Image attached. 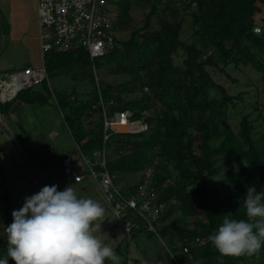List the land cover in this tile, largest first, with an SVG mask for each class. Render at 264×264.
I'll return each instance as SVG.
<instances>
[{
	"label": "trees",
	"instance_id": "obj_1",
	"mask_svg": "<svg viewBox=\"0 0 264 264\" xmlns=\"http://www.w3.org/2000/svg\"><path fill=\"white\" fill-rule=\"evenodd\" d=\"M109 4L118 9L115 46L94 62L83 47L67 52L47 50L48 79L21 91L13 101L43 104L46 91L53 93L75 147L51 158L48 165L63 174L66 158L73 159L77 153L82 162L83 156L96 161L95 152L105 149L107 168L124 194L134 193L145 177L125 188L121 184L128 176L150 169L156 200L164 205L155 230L132 211L126 217H133L141 227L133 230L131 239L143 231L164 240L168 264H264V248L232 256L219 252L208 240L224 214L247 219L243 207L247 187L254 185L258 192L264 187V136L255 138L251 113L242 116L235 132L228 120L229 110L244 101V93L230 95L207 69L225 72L230 65L249 66L264 82V0H110ZM146 5L150 11L138 26L132 10ZM155 16L158 23L153 28ZM187 17L191 33L185 39ZM0 23L2 31L10 34L9 21L0 17ZM257 25L260 33L255 32ZM128 30L130 36L121 39L119 33ZM181 51L184 59L177 64L175 57ZM94 66L122 75L124 80L103 81ZM64 74L73 75L78 84L89 79L91 90L81 93L75 86L55 92L51 76ZM214 89L220 98L212 96ZM9 103L0 102V115L10 116ZM126 111L132 113L133 121L147 124V130L106 131V119L111 121ZM20 146L24 150V142ZM234 165L239 167L238 173ZM96 170L103 169L98 165ZM76 174L87 176L89 171ZM213 177L227 184L226 195L216 201L210 192ZM0 203H5L0 205V222L10 224L7 194L0 195ZM2 230L4 226H0ZM186 247L189 253L184 252ZM179 251L184 257L177 258ZM3 255L6 247L0 249Z\"/></svg>",
	"mask_w": 264,
	"mask_h": 264
},
{
	"label": "rangeland",
	"instance_id": "obj_2",
	"mask_svg": "<svg viewBox=\"0 0 264 264\" xmlns=\"http://www.w3.org/2000/svg\"><path fill=\"white\" fill-rule=\"evenodd\" d=\"M0 5V17L6 15L16 20L14 26L11 27L10 25V34H5L2 31V24L0 23V74L15 73L24 70L28 66L36 68L42 66L45 58L42 44L38 38L37 24L33 21L32 28L28 27L31 19L30 12L23 8L20 0H0ZM149 11V5L144 7L135 6L133 8L132 14L138 26L143 25L145 15ZM111 14L114 21H116L118 9L114 5H111ZM180 17L182 16L180 15ZM157 23L158 17L155 16L153 17V28ZM184 25L186 29L184 37L186 39L191 33L190 19L188 17ZM130 32L131 30L121 32L119 36L121 39H126L130 36ZM25 33H28L26 39ZM183 59L184 54L181 51L175 57V61L179 64L182 63ZM207 69L216 83L225 87L230 95L244 93V101L237 103L235 107H231L229 110L228 120L235 132L239 131L242 116L251 113L254 119L255 138L260 139L264 136V82L262 75L249 66L236 67L230 65L225 72L213 67H207ZM96 74L99 79L109 83H119L124 80L122 75L110 74L105 70H96ZM50 84L55 92L72 89L75 86H78V90L81 93H87L91 90L89 79L85 83L78 84L73 75L67 74L51 76ZM40 89L42 90L43 88L41 87ZM50 93L46 91L48 97L43 104H20V101L13 102V100L9 103L11 107L10 116L0 115V185H3L0 195L7 194L8 196L10 220L12 221V211L22 206L24 198L38 192L42 188V185L33 179V173L25 165L16 150L14 142L18 145L24 142V154L32 167L43 173L47 185L56 184L58 185V190H63L66 186L74 184L79 196L92 197L98 200L105 208L101 230L98 229L95 234L115 249L121 258V264H143L145 260L148 261V264H168L167 249L162 238L156 234L150 235L148 232L141 231L131 239L125 233L121 222L114 215L110 205L95 183L85 190L80 186L82 184L67 181L64 174L56 171L53 166L48 165V160L55 157L57 159L60 154L75 147L63 114L54 100L53 93ZM212 96L220 98L221 94L214 89ZM106 113L109 114V107L106 108ZM141 125L148 128L145 123H141ZM119 131L121 130L119 129ZM28 142L30 143L28 144ZM73 156L76 163L75 172L85 173L87 169L79 154L75 153ZM150 171L149 169L143 174L128 176L121 186L126 188L138 183ZM226 188L227 184L222 179L221 181L212 180L210 192L213 194L215 201L226 195ZM0 205L3 206L5 203H0ZM3 225L0 222V226ZM4 247H6V234L2 230L0 232V249ZM176 256L177 258L184 257L180 251L177 252ZM106 264H111V262L106 261Z\"/></svg>",
	"mask_w": 264,
	"mask_h": 264
},
{
	"label": "clouds",
	"instance_id": "obj_3",
	"mask_svg": "<svg viewBox=\"0 0 264 264\" xmlns=\"http://www.w3.org/2000/svg\"><path fill=\"white\" fill-rule=\"evenodd\" d=\"M234 168L238 173L239 167ZM243 207L247 219L226 213L208 236L223 254L250 255L264 248V187L258 192L249 185ZM11 215V223L3 225L6 255L0 256V264H121L115 249L95 234L101 230L105 208L92 197L79 196L74 184L63 190L45 185L26 196Z\"/></svg>",
	"mask_w": 264,
	"mask_h": 264
},
{
	"label": "built area",
	"instance_id": "obj_4",
	"mask_svg": "<svg viewBox=\"0 0 264 264\" xmlns=\"http://www.w3.org/2000/svg\"><path fill=\"white\" fill-rule=\"evenodd\" d=\"M109 1L38 0L40 38L44 57L45 52L52 48H56L59 52H67L75 47L87 49L93 62L96 58L104 56L115 46L118 35ZM261 30V26L257 25L255 32L260 33ZM45 79H48L45 61L37 68L26 67L15 73L0 75V102L13 101L21 91L40 85ZM131 118L132 113L129 111L117 113L115 119L111 121L106 119V131L112 129L118 133H139L147 129V126L143 127L141 123ZM108 137L106 135L105 138ZM94 156L96 161L86 156L82 157L89 171L87 176L98 182L102 194L121 222L125 233L131 236L133 230L141 229L133 217H126L129 211L143 219L150 230H155L154 223L160 217L164 205L158 204L156 200V193L150 182L151 171L145 175L144 181L134 193L124 194L121 187L114 181V175L107 168V151L105 149L97 151ZM98 165L103 170L97 171ZM62 172L78 183L86 178V175L75 173L74 161L70 157L64 160ZM197 241L202 242L201 239ZM184 252L189 253V249L184 248Z\"/></svg>",
	"mask_w": 264,
	"mask_h": 264
},
{
	"label": "crops",
	"instance_id": "obj_5",
	"mask_svg": "<svg viewBox=\"0 0 264 264\" xmlns=\"http://www.w3.org/2000/svg\"><path fill=\"white\" fill-rule=\"evenodd\" d=\"M20 1L23 5V8H25L26 11L28 10L30 12L29 14L31 16V19L29 20L28 27L32 28V22L35 21V23L37 24V27H38V38H39L40 43L42 44L41 38H40V25H39V17H38V0H20ZM17 5H18V3H17ZM2 6H4V4H2ZM0 7H1V5H0ZM4 18L9 21L11 27L15 25L16 20H14L11 16L4 15ZM27 35H28V33H25V39L27 38ZM28 67H32V66H28ZM69 181L75 183V181H73V180H69ZM94 183H95V185H97L100 193H102L101 189L98 185V182L92 177L86 176V178L84 179L83 182H81V183L76 182V184H82L80 186L83 187V189H85V190L89 189L91 186H93Z\"/></svg>",
	"mask_w": 264,
	"mask_h": 264
},
{
	"label": "water",
	"instance_id": "obj_6",
	"mask_svg": "<svg viewBox=\"0 0 264 264\" xmlns=\"http://www.w3.org/2000/svg\"><path fill=\"white\" fill-rule=\"evenodd\" d=\"M1 124L3 125L2 122H1ZM4 128L7 131L5 126H4ZM14 143H15L16 150L20 154V156H21L22 160L24 161L25 165L28 166L30 168L31 172L33 173V179L36 180L38 183H40L42 185V187L47 185L44 175L42 173H40L39 171L35 170L32 167L30 161L27 159L26 155L24 154V150L22 149V147L20 145H18L16 142H14Z\"/></svg>",
	"mask_w": 264,
	"mask_h": 264
}]
</instances>
